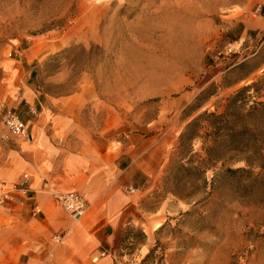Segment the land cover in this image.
<instances>
[{
  "label": "rangeland",
  "instance_id": "obj_1",
  "mask_svg": "<svg viewBox=\"0 0 264 264\" xmlns=\"http://www.w3.org/2000/svg\"><path fill=\"white\" fill-rule=\"evenodd\" d=\"M263 75L264 0H0V137L8 112L33 116L26 95L83 91L86 129L167 141L115 264H264V182L180 200L165 172L191 119Z\"/></svg>",
  "mask_w": 264,
  "mask_h": 264
},
{
  "label": "crops",
  "instance_id": "obj_2",
  "mask_svg": "<svg viewBox=\"0 0 264 264\" xmlns=\"http://www.w3.org/2000/svg\"><path fill=\"white\" fill-rule=\"evenodd\" d=\"M84 96L43 105L26 95L39 113L23 116L28 138L0 142V191L28 177L26 194L0 204V264H115L136 195L161 173L167 141L86 129ZM70 192L88 205L76 221L54 201Z\"/></svg>",
  "mask_w": 264,
  "mask_h": 264
},
{
  "label": "trees",
  "instance_id": "obj_3",
  "mask_svg": "<svg viewBox=\"0 0 264 264\" xmlns=\"http://www.w3.org/2000/svg\"><path fill=\"white\" fill-rule=\"evenodd\" d=\"M263 91L264 75L229 94L222 111L205 110L185 125L165 168L166 179L171 182L168 194L191 200L203 189L228 181L241 187L264 182ZM200 107L187 108L188 115ZM181 184L187 192L181 190ZM153 253L151 250L146 259Z\"/></svg>",
  "mask_w": 264,
  "mask_h": 264
},
{
  "label": "built area",
  "instance_id": "obj_4",
  "mask_svg": "<svg viewBox=\"0 0 264 264\" xmlns=\"http://www.w3.org/2000/svg\"><path fill=\"white\" fill-rule=\"evenodd\" d=\"M30 111L33 115H37V112L34 109ZM3 127L6 133H3L0 139L4 142L8 141L11 137L24 140L29 136L26 123L15 112H8L6 114L3 120ZM27 180V175H23L10 188H3V190L0 191V204L8 202L11 198V193L13 192L26 194L28 192ZM54 201L74 221L83 216L88 208L85 199L75 192L55 194ZM36 212H39V210L36 209Z\"/></svg>",
  "mask_w": 264,
  "mask_h": 264
}]
</instances>
